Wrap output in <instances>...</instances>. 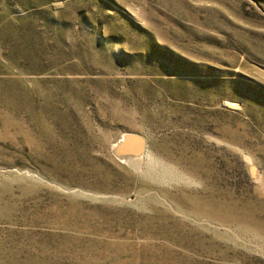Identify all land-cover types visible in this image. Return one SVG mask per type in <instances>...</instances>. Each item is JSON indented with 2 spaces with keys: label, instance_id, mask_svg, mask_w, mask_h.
<instances>
[{
  "label": "rangeland",
  "instance_id": "374dc122",
  "mask_svg": "<svg viewBox=\"0 0 264 264\" xmlns=\"http://www.w3.org/2000/svg\"><path fill=\"white\" fill-rule=\"evenodd\" d=\"M0 264H264V0H0Z\"/></svg>",
  "mask_w": 264,
  "mask_h": 264
},
{
  "label": "water",
  "instance_id": "95a60500",
  "mask_svg": "<svg viewBox=\"0 0 264 264\" xmlns=\"http://www.w3.org/2000/svg\"><path fill=\"white\" fill-rule=\"evenodd\" d=\"M144 147V140L138 136L132 135L126 138V142L118 148L116 153L120 158L127 153L134 154L135 157H138L142 155Z\"/></svg>",
  "mask_w": 264,
  "mask_h": 264
},
{
  "label": "bare ground",
  "instance_id": "6f19581e",
  "mask_svg": "<svg viewBox=\"0 0 264 264\" xmlns=\"http://www.w3.org/2000/svg\"><path fill=\"white\" fill-rule=\"evenodd\" d=\"M124 155H126V156H134V154H129V153L124 154ZM128 161H130L133 166H137V165L139 166V161H138L137 158L131 157L130 159H128Z\"/></svg>",
  "mask_w": 264,
  "mask_h": 264
}]
</instances>
